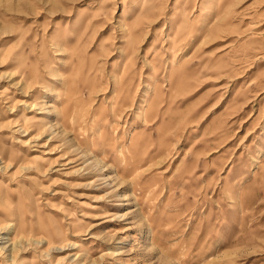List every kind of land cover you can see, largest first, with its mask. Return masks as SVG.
I'll use <instances>...</instances> for the list:
<instances>
[{
	"label": "rangeland",
	"instance_id": "rangeland-1",
	"mask_svg": "<svg viewBox=\"0 0 264 264\" xmlns=\"http://www.w3.org/2000/svg\"><path fill=\"white\" fill-rule=\"evenodd\" d=\"M0 229V264H264V0H0Z\"/></svg>",
	"mask_w": 264,
	"mask_h": 264
},
{
	"label": "bare ground",
	"instance_id": "bare-ground-1",
	"mask_svg": "<svg viewBox=\"0 0 264 264\" xmlns=\"http://www.w3.org/2000/svg\"><path fill=\"white\" fill-rule=\"evenodd\" d=\"M20 128V127H19ZM12 224V223H11ZM10 225V224H9ZM7 228H9V227H7ZM5 239H7L6 238V233H5V231H2L1 229H0V243L1 242H3V240H5ZM11 240V239H10ZM38 242V241H37ZM39 242H42V241H39ZM13 243V242H12ZM11 243V244H12ZM35 244V243H34ZM1 245H3V243L1 244ZM7 245V244H6ZM0 248H1V250L3 249V250H5V251H10V249L9 248H6L5 247V243H4V245L3 246H0ZM8 254H11V253H8Z\"/></svg>",
	"mask_w": 264,
	"mask_h": 264
}]
</instances>
